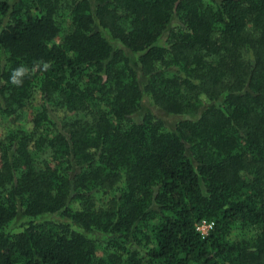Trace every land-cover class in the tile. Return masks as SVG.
<instances>
[{
  "label": "trees",
  "instance_id": "obj_1",
  "mask_svg": "<svg viewBox=\"0 0 264 264\" xmlns=\"http://www.w3.org/2000/svg\"><path fill=\"white\" fill-rule=\"evenodd\" d=\"M36 88L0 264H264V0H0V114Z\"/></svg>",
  "mask_w": 264,
  "mask_h": 264
},
{
  "label": "rangeland",
  "instance_id": "obj_2",
  "mask_svg": "<svg viewBox=\"0 0 264 264\" xmlns=\"http://www.w3.org/2000/svg\"><path fill=\"white\" fill-rule=\"evenodd\" d=\"M34 99L33 101L27 105L22 113V116L21 118L16 122V123H12L9 121V119L4 116V115H1L0 114V136L3 135L5 129L8 127V126H16V127H20L22 129H25V130H29L30 127H31V119L33 118L34 114L39 110L40 108V99H41V96H40V90L39 88H36L34 90ZM167 120L169 121H172L171 118H166ZM62 219L61 217L59 216H53V215H40L38 217H36L35 221H44V220H48V219ZM29 219V217H26V216H21L17 219H14L12 220L7 229L8 230H12V231H17L19 229H21V223H23L24 221H27ZM236 235V234H234ZM235 237V236H234Z\"/></svg>",
  "mask_w": 264,
  "mask_h": 264
},
{
  "label": "clouds",
  "instance_id": "obj_3",
  "mask_svg": "<svg viewBox=\"0 0 264 264\" xmlns=\"http://www.w3.org/2000/svg\"><path fill=\"white\" fill-rule=\"evenodd\" d=\"M45 68H47V65H45ZM26 69L20 68L14 71V73L11 76V83L15 86H21L22 80L19 79V77L23 76Z\"/></svg>",
  "mask_w": 264,
  "mask_h": 264
},
{
  "label": "built area",
  "instance_id": "obj_4",
  "mask_svg": "<svg viewBox=\"0 0 264 264\" xmlns=\"http://www.w3.org/2000/svg\"><path fill=\"white\" fill-rule=\"evenodd\" d=\"M212 221L201 220L200 223L196 225V229L203 235H206L208 231L212 228Z\"/></svg>",
  "mask_w": 264,
  "mask_h": 264
}]
</instances>
